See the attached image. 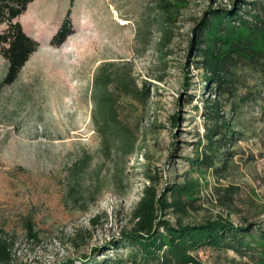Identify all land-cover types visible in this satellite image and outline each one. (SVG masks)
<instances>
[{
    "label": "rangeland",
    "instance_id": "374dc122",
    "mask_svg": "<svg viewBox=\"0 0 264 264\" xmlns=\"http://www.w3.org/2000/svg\"><path fill=\"white\" fill-rule=\"evenodd\" d=\"M240 8L264 27V0L28 5L16 22L38 49L13 84L0 86V232L11 244L9 264H132L136 249L118 243L134 229L132 215L150 183L147 175L169 199L174 185L198 184L197 201L186 213L170 209L163 220L178 226L223 217L256 233L252 250H192L200 264H264L258 242L264 233V58L254 67H236L232 92L220 97L193 50L205 19ZM257 11L263 22L253 18ZM67 20L72 34L55 46ZM8 27L1 24L0 33ZM64 46L71 51L58 52ZM2 49L0 83L8 69ZM103 70L111 74L110 92L121 80L128 85L115 91V99L119 120L136 139L131 154L102 148L94 98L104 93L106 82L96 85ZM216 99L235 135L210 154L206 131L212 122L205 113ZM206 155L211 166L194 163ZM30 229L37 237H30ZM141 255L134 264H143Z\"/></svg>",
    "mask_w": 264,
    "mask_h": 264
},
{
    "label": "trees",
    "instance_id": "16d2710c",
    "mask_svg": "<svg viewBox=\"0 0 264 264\" xmlns=\"http://www.w3.org/2000/svg\"><path fill=\"white\" fill-rule=\"evenodd\" d=\"M32 1L0 0V25L8 24L9 26L5 33H0V45L3 46V55L8 63L6 77L0 86L13 84L31 54L38 49V43L23 31L20 23L16 22ZM243 12L242 8L232 12L217 11L212 19H205L203 27L195 31L193 50L197 53L196 57L201 58L195 62L205 71L207 81L214 87L215 94L220 97L232 92L236 67L240 64L254 67L260 58H264V27L253 24L247 18L249 16L244 15ZM252 15L255 20L263 22L258 11ZM71 34V23L67 20L54 36L53 44L62 45ZM104 71H101L96 78L97 87L100 81L106 82L104 93L101 97L94 98L96 106L94 120L102 148L106 154H110L113 149L121 155L131 154L135 148L136 139L131 130L123 126L119 120L115 99V91H120L123 87L128 90V85H124L125 83L121 80L123 87L118 85L117 90L110 92L111 74H105ZM130 82L137 89V84L133 80ZM143 95L149 96L147 88ZM221 113L222 106L219 100L216 99L207 105L205 117L212 122V126H208L206 131L210 154L222 148L223 140L227 137L233 139L235 135L232 127L227 124L225 115ZM175 122H178L177 117ZM210 156L198 158L194 163L210 165L212 162ZM147 178L150 183L145 187L133 211L134 229L126 232L122 238L123 241L118 243L119 245L125 243L136 249L129 255L132 264L137 263V254H142L140 260L143 264H200L192 254V250L197 248L208 245L225 246L237 252L254 248L256 233L249 228L236 226L227 218L219 217L196 225L178 226L163 220L162 215L170 209L186 213V206L197 201L198 184L186 182L183 185H174L170 190L169 199L165 194L159 195L155 177L147 175ZM31 231L32 229H30V237H37ZM258 242L264 246V233H260ZM114 246L117 247L116 244ZM11 260V244L0 232V264H9ZM119 262L122 261L110 260L103 261L101 264H118ZM66 264H75V262L69 261Z\"/></svg>",
    "mask_w": 264,
    "mask_h": 264
},
{
    "label": "bare ground",
    "instance_id": "6f19581e",
    "mask_svg": "<svg viewBox=\"0 0 264 264\" xmlns=\"http://www.w3.org/2000/svg\"><path fill=\"white\" fill-rule=\"evenodd\" d=\"M39 13V12H38ZM37 15V14H36ZM39 17V16H38ZM35 19V18H34ZM56 50V49H55ZM58 51V50H57ZM69 51H71V48L68 47H62L58 52H64V53H68Z\"/></svg>",
    "mask_w": 264,
    "mask_h": 264
}]
</instances>
